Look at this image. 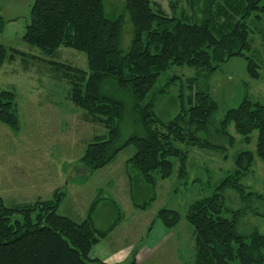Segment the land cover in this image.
Instances as JSON below:
<instances>
[{
	"label": "trees",
	"instance_id": "obj_1",
	"mask_svg": "<svg viewBox=\"0 0 264 264\" xmlns=\"http://www.w3.org/2000/svg\"><path fill=\"white\" fill-rule=\"evenodd\" d=\"M168 5L169 14L151 0H124V13L110 18L103 0H32L22 41L47 57L55 56L60 47L86 57V70L53 60L47 64L58 80L68 84V97L84 111V118L105 130L94 136L80 157L88 174L132 146L126 167L153 189L175 168L178 177L187 174L190 147H217L198 136L208 132L218 109L208 90H190L192 86L187 84L190 92L185 104L182 100L181 109L167 121L155 114L152 100L144 102L158 76L170 67L185 65L212 74L231 58L242 57L248 76L259 77L258 64L246 55L251 48L247 20L251 16L264 20V0H169ZM124 14L132 24L126 51L120 47ZM2 24L0 16V32ZM19 53L25 54L0 43V67ZM117 92L130 95L141 134L120 138V123L130 105ZM0 122L19 130L15 95L10 90L0 91ZM218 126L216 132L221 136L228 135L232 127L245 144L251 143L256 132L255 148L236 154L234 168L220 181L218 191L189 205L185 218L194 237L192 264H264V234L257 229L247 234L238 230L245 207L232 210L229 218L222 215L226 189L233 190L241 202L260 198L241 180L251 171L254 156L264 164V104L243 96L224 112ZM100 191L79 221L57 212L63 191L55 190L48 200L13 206L0 199V264H108L89 258L88 253L112 231L122 213L108 199L117 219L104 229L97 228L93 215L103 200ZM156 217L166 228L180 219L176 210L168 208L159 209ZM130 264H136L134 258Z\"/></svg>",
	"mask_w": 264,
	"mask_h": 264
},
{
	"label": "rangeland",
	"instance_id": "obj_2",
	"mask_svg": "<svg viewBox=\"0 0 264 264\" xmlns=\"http://www.w3.org/2000/svg\"><path fill=\"white\" fill-rule=\"evenodd\" d=\"M30 1L0 0L3 20L0 43L25 53L14 55L0 67V91L14 93L19 119L18 131L0 122V199L8 206L33 202L38 194H46L48 184L45 181L49 175L53 177L59 172L62 185L55 190L66 192L57 209L59 214L77 221L84 219L87 207L101 189L100 198L103 200L96 209L94 223L98 228H104L117 219L108 199L117 201L124 220L109 234L106 243L116 250L117 255L131 252L132 256L122 264H130L133 258L136 264H192L194 237L185 218L189 205L218 191L220 181L234 168L236 154L255 148L256 132L252 133L251 143L245 144L232 127L224 136L216 130L224 112L236 106L243 95L264 104V20L253 16L247 20L251 48L246 55L258 64V78L248 76L246 61L242 57L231 58L212 74L174 65L158 76L144 102L152 100L155 114L163 121L171 119L185 104V95L190 92L187 84H191L190 90L211 93L218 109L208 132H200L198 136L217 147H190L187 174L178 177L175 168L169 178L158 181L150 189L132 169L126 167V160L134 151L132 146L122 150L105 168L86 176L88 171L80 163V157L94 136L102 135L105 130L84 118V111L68 97V84L60 78L58 80L47 64L48 60H53L86 70V57L82 52L65 47H60L55 56L47 57L23 42L21 34L24 18L29 19ZM151 1L170 13L169 0ZM103 3L105 14L110 18L124 13V0H103ZM12 18L16 22L9 20ZM131 38L132 24L124 14L122 50H128ZM167 83L169 86L165 88ZM116 95L130 105V109L126 106L120 123V138L141 134L142 128L135 120L130 95L125 92ZM127 172L131 178L126 181ZM241 183L258 193L260 198L241 202L233 190L226 189L222 215L229 218L232 210L245 207L238 218V230L247 234L257 229L264 234V164L258 157L254 156L251 171ZM132 200L138 206L145 204L144 209L136 208ZM161 208L176 210L180 215L178 223L166 228L156 217Z\"/></svg>",
	"mask_w": 264,
	"mask_h": 264
},
{
	"label": "crops",
	"instance_id": "obj_3",
	"mask_svg": "<svg viewBox=\"0 0 264 264\" xmlns=\"http://www.w3.org/2000/svg\"><path fill=\"white\" fill-rule=\"evenodd\" d=\"M30 3H32L31 1H30ZM15 17V16H14ZM25 20H24V26H25V22L27 21V18H24ZM10 21H15L16 22V20L15 19H9ZM244 85H246L245 83H244ZM244 96V95H243ZM245 96H247V95H245ZM109 164H111V163H109ZM108 164V165H109ZM106 167V166H105ZM105 167H103V168H105ZM57 169V168H56ZM102 169V168H101ZM126 169V168H125ZM100 170V169H99ZM94 172V171H93ZM92 172V173H93ZM91 173V174H92ZM55 176H53V177H51L50 175H49V178L47 179V181H45V184H48V188H47V190H46V194H44V192L42 193V194H38L37 196H35L34 197V200L35 199H37V198H40V199H50L51 197V195H52V193H53V189L55 190V189H58V188H60L61 187V185H62V180H61V178H60V174H59V172H56L55 174H54ZM90 174H88L87 173V176H89ZM45 180V179H44ZM126 181H127V175H126ZM43 182V181H42ZM34 184H36V182L34 183ZM44 184V185H45ZM99 190V189H98ZM64 193H65V196H64V198L66 197V192L65 191H63ZM63 198V199H64ZM116 204H117V206L120 208V210H121V207L119 206V204L117 203V201L114 199V198H111ZM62 202H63V200H62ZM61 202V203H62ZM61 203H60V205H61ZM60 205H59V207H60ZM58 207V208H59ZM96 212V211H95ZM85 215H86V213H85ZM124 215H122V217H123ZM94 218H95V214L93 215V223H94ZM123 220H124V218H121V220L115 225V227L112 229V231L111 232H113L122 222H123ZM111 224V223H110ZM94 225H95V223H94ZM109 225V224H108ZM107 225V226H108ZM96 226V225H95ZM106 226V227H107ZM97 227V226H96ZM106 227H104V228H106ZM98 228V227H97ZM104 228H99V229H104ZM110 232V233H111ZM109 233V234H110ZM109 234L106 236V238L109 236ZM106 238H104L103 240H101L99 243H97L96 245H94L91 249H90V251H89V253H88V256H89V258H91V259H99V260H101V261H103V262H105V263H108V264H122V263H124L125 261H128V259H129V257H131L132 256V254H131V252H129V251H124L123 253H122V255H123V258L122 259H120V257L122 256L121 254L120 255H117L115 252H116V250L115 249H112V248H110L108 245H107V243H106ZM106 246H108V248L106 247ZM113 257V258H112ZM118 259H120V260H118Z\"/></svg>",
	"mask_w": 264,
	"mask_h": 264
}]
</instances>
